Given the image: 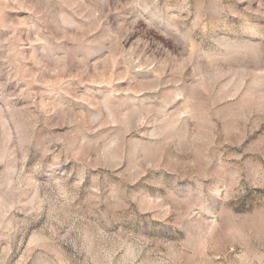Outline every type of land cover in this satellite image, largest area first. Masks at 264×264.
<instances>
[{
  "label": "rangeland",
  "instance_id": "obj_1",
  "mask_svg": "<svg viewBox=\"0 0 264 264\" xmlns=\"http://www.w3.org/2000/svg\"><path fill=\"white\" fill-rule=\"evenodd\" d=\"M0 264H264V0H0Z\"/></svg>",
  "mask_w": 264,
  "mask_h": 264
}]
</instances>
